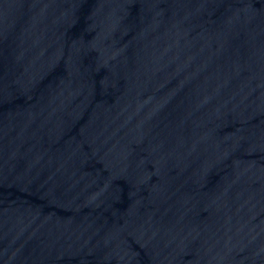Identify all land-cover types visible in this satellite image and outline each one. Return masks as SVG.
Segmentation results:
<instances>
[{
  "label": "water",
  "instance_id": "water-1",
  "mask_svg": "<svg viewBox=\"0 0 264 264\" xmlns=\"http://www.w3.org/2000/svg\"><path fill=\"white\" fill-rule=\"evenodd\" d=\"M0 264H264V0H0Z\"/></svg>",
  "mask_w": 264,
  "mask_h": 264
}]
</instances>
